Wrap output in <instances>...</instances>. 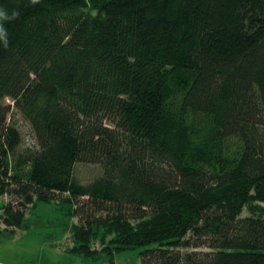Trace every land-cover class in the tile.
I'll return each mask as SVG.
<instances>
[{"label":"trees","instance_id":"trees-1","mask_svg":"<svg viewBox=\"0 0 264 264\" xmlns=\"http://www.w3.org/2000/svg\"><path fill=\"white\" fill-rule=\"evenodd\" d=\"M0 12L4 230L55 204L77 220L71 254L264 264V0H0ZM12 108L35 142L21 151ZM78 163L101 177L79 184Z\"/></svg>","mask_w":264,"mask_h":264},{"label":"rangeland","instance_id":"rangeland-1","mask_svg":"<svg viewBox=\"0 0 264 264\" xmlns=\"http://www.w3.org/2000/svg\"><path fill=\"white\" fill-rule=\"evenodd\" d=\"M12 106L8 99L0 105ZM8 123L14 124L22 136L19 151L34 146L33 134L28 123L12 108ZM98 165L78 163L73 177L81 185H87L101 177ZM8 198L0 196V209ZM55 204H38L25 213L20 228L14 232L4 230L0 223V264H109L108 256L101 253L95 257L71 254V230L76 219L67 216ZM246 216V213H244ZM141 248L126 250L113 255V264H140L138 253Z\"/></svg>","mask_w":264,"mask_h":264},{"label":"clouds","instance_id":"clouds-1","mask_svg":"<svg viewBox=\"0 0 264 264\" xmlns=\"http://www.w3.org/2000/svg\"><path fill=\"white\" fill-rule=\"evenodd\" d=\"M6 17L2 12H0V19H5ZM6 34L4 33L3 29L0 28V38H5Z\"/></svg>","mask_w":264,"mask_h":264}]
</instances>
